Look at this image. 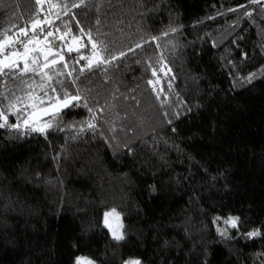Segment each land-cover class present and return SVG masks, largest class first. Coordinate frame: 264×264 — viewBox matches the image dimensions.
Masks as SVG:
<instances>
[{
  "label": "trees",
  "instance_id": "16d2710c",
  "mask_svg": "<svg viewBox=\"0 0 264 264\" xmlns=\"http://www.w3.org/2000/svg\"><path fill=\"white\" fill-rule=\"evenodd\" d=\"M33 5L0 0V32L23 26ZM72 12H88L94 32L98 16L117 52L149 43L80 84L105 106L97 133L0 129V264H74L80 256L95 264H264V8L249 0H88ZM170 27L178 31L163 36ZM152 36L161 37L159 49ZM161 54L175 76L170 92L161 81L163 106L146 84ZM250 73L251 83L236 79ZM65 112L69 123L88 116ZM113 208L120 242L103 226ZM229 217L238 228L224 223ZM253 229L262 234L248 238Z\"/></svg>",
  "mask_w": 264,
  "mask_h": 264
},
{
  "label": "snow or ice",
  "instance_id": "6c2138e0",
  "mask_svg": "<svg viewBox=\"0 0 264 264\" xmlns=\"http://www.w3.org/2000/svg\"><path fill=\"white\" fill-rule=\"evenodd\" d=\"M249 4L264 8V0H249ZM33 7L35 14H30L23 26L13 25L0 32V129L19 135L38 133L47 136L51 131L65 130L97 133L98 121L102 119L105 106L95 101V97L90 100L80 84L84 80H91L89 74H106L118 61L123 60L129 53L135 54L137 49L143 48L149 41L142 40L129 46L127 50L115 51L111 42L104 38L106 34L99 31L98 16L94 32L91 27H85L90 23L88 12L83 13V19L77 18L79 13L72 12V9L87 8L88 0H34ZM238 10L228 9L230 12ZM244 15L251 17L252 12L245 11ZM63 17H70V21ZM177 31V28L170 27L162 35L167 36ZM160 39V36L151 37V42L158 49ZM261 48L264 50V45ZM244 55L247 56L246 53ZM148 69L151 70V78L146 80L147 86L162 106L168 104L169 97L161 86V81L163 79L167 82L170 92L175 76L172 75L167 58L161 54L156 65L148 64ZM256 77L257 73H250L236 79L251 83ZM75 108L85 109L88 116L69 123L65 120V110L71 111ZM10 118H14V122ZM172 130L175 132V127ZM111 131L114 133L116 129L112 128ZM224 223L229 228H238L241 221L238 217H229ZM104 226L109 229L114 241L125 239L120 213L115 208L104 213ZM218 231L222 237L231 238L227 229ZM261 234V229H253L247 232V237L254 238ZM74 264L95 262L80 256ZM123 264H140V261L127 260Z\"/></svg>",
  "mask_w": 264,
  "mask_h": 264
},
{
  "label": "rangeland",
  "instance_id": "374dc122",
  "mask_svg": "<svg viewBox=\"0 0 264 264\" xmlns=\"http://www.w3.org/2000/svg\"><path fill=\"white\" fill-rule=\"evenodd\" d=\"M110 211H111V210H110ZM120 219H121V222H122L121 215H120ZM110 220H111V218H110ZM103 226H104V215H103ZM104 227H105V226H104ZM105 228H106V227H105ZM106 229H107V231L109 232L110 237L112 238L111 232L109 231L108 228H106ZM85 258H87V257H85ZM87 259H89V258H87ZM131 260H133V259H131ZM134 260H137V259H134Z\"/></svg>",
  "mask_w": 264,
  "mask_h": 264
}]
</instances>
